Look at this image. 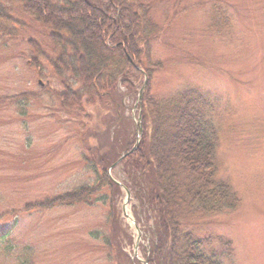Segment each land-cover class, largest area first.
I'll return each mask as SVG.
<instances>
[{"label":"rangeland","instance_id":"obj_1","mask_svg":"<svg viewBox=\"0 0 264 264\" xmlns=\"http://www.w3.org/2000/svg\"><path fill=\"white\" fill-rule=\"evenodd\" d=\"M143 1L159 30L150 40L151 61L159 66L150 79L140 68L143 76L132 92L118 86L111 101L88 107L89 122L60 110L55 92L63 86L49 61L59 47L49 37L51 30L20 1L0 0L13 18L0 23L15 34L1 32L0 25V96L31 92L39 97L23 108L0 103V226L13 229L0 242V264H18L16 251L26 245L34 249V264H113L102 239L109 204L45 211H24L25 206L94 182L84 161V139L95 124L111 126L120 114L124 126L119 134L132 140L136 123L142 124L144 97L150 93L164 101L186 89L201 90L213 101L220 138L217 177L241 199L237 210L200 222L193 231L201 238L219 235L233 242L232 254L218 238L205 245L206 252L223 254L225 264H264V0ZM36 56L41 70L33 66ZM110 174L122 188L117 207L125 236L119 239L132 259L145 264L149 209L128 188L119 164Z\"/></svg>","mask_w":264,"mask_h":264},{"label":"trees","instance_id":"obj_2","mask_svg":"<svg viewBox=\"0 0 264 264\" xmlns=\"http://www.w3.org/2000/svg\"><path fill=\"white\" fill-rule=\"evenodd\" d=\"M11 1H20L25 11L49 28L51 41L59 47L58 55L49 61L63 86L55 92L62 112L89 121L88 107L111 101L118 86L132 92L143 76L140 68L150 79L159 66L150 57V40L159 30L143 0ZM2 20H13L5 5H0ZM0 25L1 32L15 35L9 27ZM31 44L36 47L35 41ZM32 60L33 66L41 70L39 56ZM35 100H39L38 94L31 92L0 96V103H15L22 108ZM140 107L141 141L119 166L130 182L128 188L150 212L149 246L143 248L145 264H225L223 254L215 250L208 253L205 245L218 238L226 253L232 254L233 242L219 235L201 238L193 231L200 222L241 206L237 192L217 177L220 138L213 120V101L201 90L186 89L164 101L149 93ZM121 119L117 114L111 126L95 124L84 139V161L93 183L27 204L24 211L95 201L109 204L108 230L102 232L108 260L113 264H142L124 251L119 239L125 236L117 207L122 188L109 174L122 154L136 145L137 134L132 140H124L119 134L124 126ZM12 232V227L0 226V242ZM92 234L100 236L98 231ZM6 247L13 248L10 243ZM18 250V264H34L33 247L26 245Z\"/></svg>","mask_w":264,"mask_h":264},{"label":"water","instance_id":"obj_3","mask_svg":"<svg viewBox=\"0 0 264 264\" xmlns=\"http://www.w3.org/2000/svg\"><path fill=\"white\" fill-rule=\"evenodd\" d=\"M146 84H147V80L145 81V86H146ZM140 94H142V91L140 92ZM139 99L141 100V97H140ZM138 131H139V133H140V134H139V136H140L141 133H142V127H141L140 125H138ZM138 140H140V138H138ZM130 152H131V151H130ZM128 154H129V152L123 154V155L120 157V159H119L116 163H114V164L111 166V169H110V170H112L114 167H116V166L122 161V159L125 158ZM129 194H130L129 191L127 190V195H128V197L130 196ZM136 228H137V230H139L138 227H136Z\"/></svg>","mask_w":264,"mask_h":264},{"label":"bare ground","instance_id":"obj_4","mask_svg":"<svg viewBox=\"0 0 264 264\" xmlns=\"http://www.w3.org/2000/svg\"><path fill=\"white\" fill-rule=\"evenodd\" d=\"M168 153V151L166 150V151H164V154H167Z\"/></svg>","mask_w":264,"mask_h":264}]
</instances>
